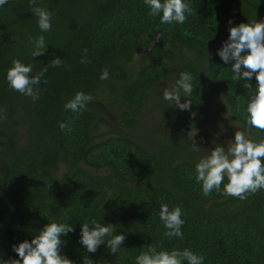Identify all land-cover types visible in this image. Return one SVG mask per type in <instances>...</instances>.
I'll return each mask as SVG.
<instances>
[{
    "label": "trees",
    "instance_id": "trees-1",
    "mask_svg": "<svg viewBox=\"0 0 264 264\" xmlns=\"http://www.w3.org/2000/svg\"><path fill=\"white\" fill-rule=\"evenodd\" d=\"M185 2L192 14L186 13L182 24L168 25L149 15L144 0H36V6L53 13L48 32L39 30L30 0L0 6V231L15 234H5L0 260L19 259L13 246L30 242L56 222L74 228L60 237L65 241L60 254L73 264H136L150 246L189 249L204 257L203 264H264V189L244 200L215 190L205 197L195 179L201 158L187 137L206 119L209 105L221 99L249 139L264 140V132L245 123L253 94L245 84L254 91L255 76L234 80L232 62L225 64L217 55L230 27L264 20V0ZM41 35L46 51L32 57L30 40ZM56 57L63 64L48 68L37 99L9 86L6 74L14 59L32 65L35 75ZM82 57L90 62L81 63ZM172 63H177L174 72L167 69ZM104 70L109 75L101 80ZM181 72L193 77V103L190 111L177 109L171 133L156 149L121 135L95 140L99 109L88 104L74 113L64 107L76 92L91 96L106 85L117 107L126 108L122 119H130L131 110L145 107L155 87L170 78L175 87ZM185 99L182 94L181 102ZM17 110L26 126L23 143L14 129ZM61 122L71 131L61 130ZM203 139V133L196 134L198 147ZM161 204L182 209V239L164 237ZM93 219L126 237L115 255L104 244L95 253L80 244L81 224Z\"/></svg>",
    "mask_w": 264,
    "mask_h": 264
},
{
    "label": "clouds",
    "instance_id": "clouds-1",
    "mask_svg": "<svg viewBox=\"0 0 264 264\" xmlns=\"http://www.w3.org/2000/svg\"><path fill=\"white\" fill-rule=\"evenodd\" d=\"M8 0H0V6L5 5ZM149 7V15L160 16L162 24L171 25L184 23L187 19L186 13L191 15L193 9L185 0H144ZM33 5L32 12L37 16L38 28L41 32L51 30V18L53 13L36 6V0H30ZM231 24V21H229ZM159 40V35H157ZM33 46L32 57L43 55L48 45L43 35L35 40H30ZM87 53V49L83 50ZM217 55L225 63L231 64L233 79L236 81H250L253 76L256 80V88L253 91L250 83L245 87L252 91V95L247 100L245 123L249 128H255L264 132V20L252 23H240L229 28L228 39L223 42V46L218 49ZM208 57V55H207ZM209 58V57H208ZM81 63H88L86 58H81ZM13 66L8 69L6 79L9 86L16 92L21 93L33 100L38 98L37 87L41 83L49 67H60L63 61L60 57L52 59L44 68L35 75H32V65H25L19 59H14ZM107 70H104L100 79L108 78ZM193 77L191 73L181 72L180 78L173 88H166L163 91V99L173 103L180 110L190 111L193 89ZM47 83L46 80L43 81ZM187 98L181 102V97ZM93 97L82 91L75 93L73 98L65 105L66 110L79 113L85 110ZM236 111L240 112V104H237ZM193 117L195 112H191ZM61 130L71 131L68 123L59 124ZM196 135V130L195 134ZM194 151H199L195 141L191 142ZM264 140L256 142L249 139L245 132L235 131L234 140L229 141L227 148L217 144L210 155L201 158L195 165V179L202 185V193L209 196L213 190L225 196H231L244 200L249 194H255L258 190L264 189ZM225 177L227 183L224 184ZM223 184V189L221 185ZM159 219L163 223L165 238H183L181 231L184 220L182 209L179 206L169 210L167 204H161L158 212ZM90 224L93 227H90ZM74 231L68 223H48L29 242L27 240L13 246V251L19 259L0 260V264H73V262L60 254V249L65 241L60 239ZM113 225H102L93 219L81 224L80 244L87 252L95 253L97 248L104 244L112 254H116L124 243L123 234H115ZM109 237H111L109 239ZM203 264L204 257L194 254L189 249L157 251L155 246H150L136 257V264ZM88 264H91L89 260Z\"/></svg>",
    "mask_w": 264,
    "mask_h": 264
},
{
    "label": "rangeland",
    "instance_id": "rangeland-1",
    "mask_svg": "<svg viewBox=\"0 0 264 264\" xmlns=\"http://www.w3.org/2000/svg\"><path fill=\"white\" fill-rule=\"evenodd\" d=\"M228 35L229 29L225 41L228 39ZM141 53L142 49L135 54V59H138ZM167 69L174 72L177 69V63L169 64ZM107 88L105 85L98 89L91 95L93 100L89 103L102 113L101 117L98 118L96 128L98 130L95 132V140H101L108 135H121L156 149L158 144L162 142L163 137H167V134L171 133V123L178 109L173 103L163 99L164 89L173 88L172 79L170 78L155 87L150 92L149 101L145 107L131 110L130 119H122L120 113L125 111L126 108L120 109L117 107L114 103V95H108ZM170 109L169 117L165 118ZM21 115V111L17 110L16 120L18 123L14 124V129L17 132L19 142L23 143L26 136V126L21 119ZM188 121H192V119ZM195 130L196 134H204L199 151L194 152L199 158L210 155V150L217 144L226 149L228 142L234 140L235 131H243L248 136L247 131L232 117L230 110L221 99L212 102L208 107L206 119L188 131L187 137L189 140L198 142L196 135L193 136ZM91 171L93 172V170ZM62 172L63 165L61 164L57 172L58 176Z\"/></svg>",
    "mask_w": 264,
    "mask_h": 264
},
{
    "label": "flooded vegetation",
    "instance_id": "flooded-vegetation-1",
    "mask_svg": "<svg viewBox=\"0 0 264 264\" xmlns=\"http://www.w3.org/2000/svg\"><path fill=\"white\" fill-rule=\"evenodd\" d=\"M5 234H9L11 236H15L14 233L10 232L9 230H6V231H0V250H2V248L5 247V245H7V238L5 237ZM16 238L18 239V236H16Z\"/></svg>",
    "mask_w": 264,
    "mask_h": 264
}]
</instances>
